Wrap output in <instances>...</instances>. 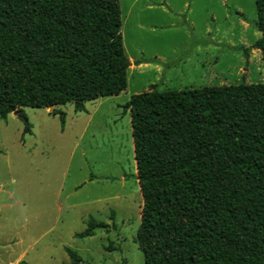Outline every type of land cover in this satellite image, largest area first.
Returning a JSON list of instances; mask_svg holds the SVG:
<instances>
[{
  "label": "trees",
  "instance_id": "1",
  "mask_svg": "<svg viewBox=\"0 0 264 264\" xmlns=\"http://www.w3.org/2000/svg\"><path fill=\"white\" fill-rule=\"evenodd\" d=\"M255 6L260 36L241 49L247 62L259 50L264 69V0ZM121 26L120 0H0V119L51 109L63 127L60 107L85 112L86 103L125 91ZM122 108L144 264H264V83L153 89ZM98 229L109 225L89 218L75 237Z\"/></svg>",
  "mask_w": 264,
  "mask_h": 264
},
{
  "label": "rangeland",
  "instance_id": "2",
  "mask_svg": "<svg viewBox=\"0 0 264 264\" xmlns=\"http://www.w3.org/2000/svg\"><path fill=\"white\" fill-rule=\"evenodd\" d=\"M132 1L120 0L126 57L145 60L175 48L180 60L214 36L204 35L209 25L220 32L231 28L237 37L244 19L250 28L235 40L237 45L252 44L258 32L255 0H189L194 32L187 35L183 29L162 36L149 31V14L159 13L144 8L149 0L133 5L141 9L145 25L143 30L135 27L128 13ZM235 8L241 9L242 19ZM217 37L222 44L210 41V57L218 62L209 66L213 78L201 82L187 70L190 84L184 87L174 80L168 82L169 90L218 85L222 74L227 85L264 83L260 53L253 52L252 63L247 62L243 50L223 44L221 34ZM136 76L132 72L128 77L127 70L126 90L86 103L85 112H75L72 104L60 107L66 114L63 127L51 109L23 108V116L0 119V264H73L66 248L75 251L82 264H144L139 248L142 198L135 179L130 115L122 108L134 95ZM149 79L140 76L136 86ZM89 218L108 224L109 230L98 229L91 238L74 237ZM12 239L16 242L10 243ZM109 246L114 250L107 251Z\"/></svg>",
  "mask_w": 264,
  "mask_h": 264
},
{
  "label": "crops",
  "instance_id": "3",
  "mask_svg": "<svg viewBox=\"0 0 264 264\" xmlns=\"http://www.w3.org/2000/svg\"><path fill=\"white\" fill-rule=\"evenodd\" d=\"M139 0H133L132 6H130V10L128 11L129 14H131L134 17V23L135 27L137 29L143 30L145 28V25H143L142 20L140 17H142L141 9L136 8L134 10L133 5L137 4ZM150 2V5H149ZM179 5V7H176ZM133 7V8H132ZM148 11H154L158 10L159 13L157 14H149V21L148 25L150 26L149 31L151 32H159L162 36V33L166 34L170 31H176V30H182L186 29V34L189 35L190 33L194 32L195 22H193L192 16H191V7L189 5V0H180L177 2L176 0H149L148 3H146V6L144 7ZM134 10V11H133ZM235 14L238 13L239 18H243V14L240 11L241 9L235 8ZM213 22H215L213 17H209ZM240 22L241 26V32L244 33L247 31L250 26L243 21ZM190 29V30H189ZM257 31V30H256ZM211 33H214V36L212 35L210 37V40L207 44L197 46L194 50V52L189 53L186 52V57L182 58L180 60H177V56L180 55V52H178L175 48H173L168 55L166 54H158L154 57H151L150 59H141L136 58L133 56H127L129 65H128V77L130 76V73H136L137 78L134 81L133 85V94H138L145 91H151L153 89H160L165 88L166 90H169L168 86L170 84L168 82H173L176 80L177 84H180V86L186 87V84H190V80H187V78L190 77L188 73H186L187 70L194 71L196 75L200 78V81H206L209 82L210 77L209 76V66L210 64L217 65V61L213 60L212 57H210V50H211V44L210 41H212L214 44H222V40L218 39L217 35L221 34L223 37V44H225L228 47L236 48H251L253 43L259 38L260 33L255 32V40L252 44L249 45H237L235 44L236 41L240 40L242 38V33L239 36H235L232 34V29L229 30L223 29V31H219L218 28L211 29L210 25L205 29L204 35L210 36ZM123 38V37H122ZM236 40V41H235ZM242 50V49H241ZM253 52H259L257 49H251L248 58L249 61H251V56ZM261 56V54H260ZM167 65H169L167 67ZM243 67L239 68V72L241 73ZM167 70V71H166ZM149 76V80L145 81L144 84H141L139 86H136L138 84V78L141 76ZM127 77V80H128ZM128 83V82H127ZM218 85H227V80L224 77V74L220 77ZM205 86V85H204ZM128 87V84H127ZM104 99L103 97L97 99L96 101ZM94 102V101H93ZM48 110V109H47ZM95 236V235H94ZM75 237V234H74ZM93 237V236H92ZM91 238V237H90ZM16 239H12L10 243H14ZM16 242V241H15Z\"/></svg>",
  "mask_w": 264,
  "mask_h": 264
},
{
  "label": "water",
  "instance_id": "4",
  "mask_svg": "<svg viewBox=\"0 0 264 264\" xmlns=\"http://www.w3.org/2000/svg\"><path fill=\"white\" fill-rule=\"evenodd\" d=\"M128 65H129V63H128ZM12 114L20 116V113L18 111L13 112Z\"/></svg>",
  "mask_w": 264,
  "mask_h": 264
}]
</instances>
